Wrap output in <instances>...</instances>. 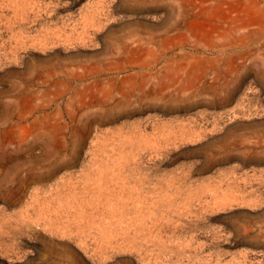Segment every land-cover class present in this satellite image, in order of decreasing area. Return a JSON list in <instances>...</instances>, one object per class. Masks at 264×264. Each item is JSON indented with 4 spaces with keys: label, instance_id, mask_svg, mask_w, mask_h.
I'll list each match as a JSON object with an SVG mask.
<instances>
[{
    "label": "rangeland",
    "instance_id": "374dc122",
    "mask_svg": "<svg viewBox=\"0 0 264 264\" xmlns=\"http://www.w3.org/2000/svg\"><path fill=\"white\" fill-rule=\"evenodd\" d=\"M0 264H264V0H0Z\"/></svg>",
    "mask_w": 264,
    "mask_h": 264
}]
</instances>
